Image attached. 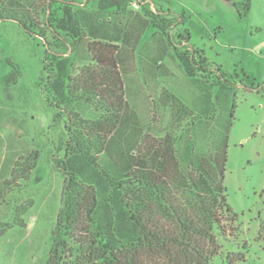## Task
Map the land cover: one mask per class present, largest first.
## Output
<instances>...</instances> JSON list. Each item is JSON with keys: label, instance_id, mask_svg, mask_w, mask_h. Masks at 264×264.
<instances>
[{"label": "trees", "instance_id": "1", "mask_svg": "<svg viewBox=\"0 0 264 264\" xmlns=\"http://www.w3.org/2000/svg\"><path fill=\"white\" fill-rule=\"evenodd\" d=\"M133 2L143 15L128 9ZM146 7L143 0H0V22L43 42L39 86L57 110L54 122L64 123L62 154L53 156L61 204L45 264H213L217 235L237 220L223 184L229 122L219 130H173L186 120L197 128L212 111L206 103L195 117L163 90L155 103L170 111L172 130H144L125 85L149 26L157 48L140 58L144 73L163 72L170 54L187 78L217 88L209 104L221 120L237 76L213 70L203 51L188 47L187 32L175 35L185 47L174 43V19ZM79 104L100 118L79 119L72 110ZM37 159L31 153L14 162L0 182V206L30 181Z\"/></svg>", "mask_w": 264, "mask_h": 264}, {"label": "rangeland", "instance_id": "2", "mask_svg": "<svg viewBox=\"0 0 264 264\" xmlns=\"http://www.w3.org/2000/svg\"><path fill=\"white\" fill-rule=\"evenodd\" d=\"M143 1L145 11L162 15L161 9L174 19V43H182L175 35L187 32L188 47L203 51L213 70L237 77L221 120L209 104L217 88L187 78L170 54L162 61L163 72L144 73L140 58L150 57L157 48L151 40L156 29L149 26L125 81L128 101L144 130H172L170 111L155 103L163 90L177 96L195 117L206 103L212 111L211 119L197 128L186 120L173 130H219L229 122L223 184L237 220L224 236L217 235L220 253L213 264H264V0ZM128 9L143 15L134 2ZM43 53L40 39L29 37L14 22H0V182L9 178L20 156L38 155L30 181L0 206V227L5 230L0 264H45L60 209L63 179L53 156L62 154L66 135L63 121L54 122L57 110L39 86ZM72 110L82 120L100 118L91 106L79 104Z\"/></svg>", "mask_w": 264, "mask_h": 264}]
</instances>
